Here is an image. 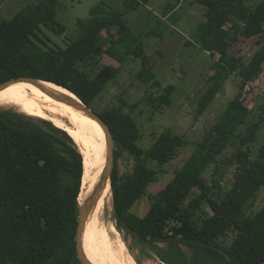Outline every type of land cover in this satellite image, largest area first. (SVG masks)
Returning a JSON list of instances; mask_svg holds the SVG:
<instances>
[{"label": "trees", "instance_id": "1", "mask_svg": "<svg viewBox=\"0 0 264 264\" xmlns=\"http://www.w3.org/2000/svg\"><path fill=\"white\" fill-rule=\"evenodd\" d=\"M150 2L125 0L124 5L126 11L138 10ZM193 2L203 7L205 17L196 28L195 42L211 55L214 51L219 54L212 60L198 117L234 72L242 78L241 92L261 77L264 0ZM59 3L34 0L0 20V80L20 76L48 80L72 90L95 108L96 99L119 70L102 65L103 54H107L121 65L128 56L139 58L143 80L160 86L141 35L131 30L124 12L114 11L105 1L91 9L88 19L78 20L79 34L66 47L48 45L42 34L49 38L46 31L54 35L66 31L57 18ZM175 9L168 4L164 17L174 16ZM254 36H258V49L249 59L243 52L233 51L243 37ZM73 71L83 75L81 81L71 76ZM10 86H0V91ZM48 89L54 90L35 83L9 94ZM174 90L168 85L155 97L154 113L172 104ZM35 98L75 109L50 95ZM244 101L239 93L228 102L221 117L193 143L194 151L172 179L149 196L152 202L144 216L133 213V205L147 195L160 168L187 141L166 130L144 150L138 144L141 130L131 116L137 103L122 101L129 112L99 111L113 132L117 157L126 151L134 160L131 172L121 175L115 165L111 175L116 226L134 238L147 256H156L165 264H264V206L253 215L246 213L264 188V144L253 149L264 121V106L260 119L252 121V110ZM229 148L233 151L224 155ZM225 166H234L228 181L223 180ZM83 174V154L68 131L49 120L0 107V264H81L75 225ZM87 246L95 264L99 257L104 261L89 231Z\"/></svg>", "mask_w": 264, "mask_h": 264}, {"label": "rangeland", "instance_id": "2", "mask_svg": "<svg viewBox=\"0 0 264 264\" xmlns=\"http://www.w3.org/2000/svg\"><path fill=\"white\" fill-rule=\"evenodd\" d=\"M102 1H105L114 11L124 12V17L131 30L141 35L145 42V52L150 58L152 70L160 86L152 85L153 81L143 80L142 61L139 58L128 56L121 65L109 55L103 54L102 65L111 64L119 67V70L116 77L107 84L96 99L95 109L99 112L115 108L129 112V106H123L122 101L131 105L137 103V108L131 116L141 130L138 144L144 150L149 149L156 138L166 130H171L187 141L185 146L179 148L176 157L160 168L157 178L148 187L147 195L133 205L132 212L144 216L152 202L149 196L159 192L172 179L175 171L194 151L193 143L200 141L205 132L221 117L230 100L238 97L240 93L244 97L245 106L252 110V121L260 119L259 114L264 106V70L261 77L246 84L242 92L240 91L242 78L234 72L226 81L224 90L217 94L204 113L197 117L201 94L208 85L207 77L212 73V60L217 59L219 54L214 51L211 55L195 42L196 28L200 22L205 20V17L203 7L193 0H151L148 5L138 10L127 11L124 5L125 0H60L57 18L65 24L66 31L62 35H54L46 31L49 38L43 34L42 37L50 46L66 47L67 43L79 34L78 20L88 19L91 9ZM33 2L34 0H0V20L12 17L17 11ZM168 4L176 6V13L164 19V9ZM104 35L107 36V32L104 31ZM257 40L258 36L243 37V40L234 45L233 51L243 52L249 59L258 49ZM71 76L78 81L83 78L78 71H73ZM168 85L175 87L172 95L173 102L170 106H163L161 110L154 113L152 101L162 94L164 87ZM0 107L23 113L15 105H0ZM261 144H264V121L253 149L257 150ZM232 151L233 148H229L224 155ZM115 165L121 175L129 173L133 169V157L124 151L121 156L117 157ZM225 167L223 180L228 181L234 166ZM210 173L211 171L208 175ZM109 191L101 219L110 234L114 250L120 252L122 242L126 245L123 257H133L134 264H165L156 256H147L134 238L118 229L110 182ZM262 206H264V188L250 202L246 213L253 215ZM112 226L118 232L113 231ZM88 231L94 238L91 226ZM96 264L105 263L99 257Z\"/></svg>", "mask_w": 264, "mask_h": 264}, {"label": "bare ground", "instance_id": "3", "mask_svg": "<svg viewBox=\"0 0 264 264\" xmlns=\"http://www.w3.org/2000/svg\"><path fill=\"white\" fill-rule=\"evenodd\" d=\"M35 83L48 85L56 91L50 89L30 90L9 94L18 88ZM47 91L73 95L56 84L30 79L0 91V105H15L21 112L29 116L49 120L70 133L84 157L83 196L99 174L107 167L108 145L106 136L100 125L78 106L71 104L75 110L62 102L35 98V96L50 95ZM109 192V183H107L99 189L86 206L81 226V241L85 258L89 264H95L90 258L87 246V234L91 226L94 238L97 240L104 255L105 264H134L133 257H123V251L126 246L124 243H120V252L114 250L110 234L102 222V210ZM112 230L118 232L113 226Z\"/></svg>", "mask_w": 264, "mask_h": 264}, {"label": "water", "instance_id": "4", "mask_svg": "<svg viewBox=\"0 0 264 264\" xmlns=\"http://www.w3.org/2000/svg\"><path fill=\"white\" fill-rule=\"evenodd\" d=\"M21 78H31V77H8L0 80V86L3 85H13V84H18L20 83ZM35 79L41 82H49L52 84H56L58 86H61L62 88L68 90L71 92L73 95L65 94V93H56V92H50L47 91L50 96H53L54 98L58 100H62L65 102H68L70 104H74L78 106L81 110L86 112L89 116H91L103 129L104 134L106 136L107 140V145H108V155H107V167L104 171H102L99 176L96 178V180L92 183L90 186L89 190L82 196V189L81 188V193L79 195V206H78V212H77V219H76V225H75V245H76V251H77V258L80 261L81 264H89L87 259L85 258L83 248H82V241H81V226H82V221H83V216L84 212L86 209V206L90 199L99 191V189L107 184L111 183V175L114 170L116 160H117V153H116V148H115V140H114V135L113 132L107 123V121L103 118V116L92 106H90L88 103H86L82 98H80L75 92L72 90L48 81L44 80L41 78H31ZM83 185V184H82ZM1 186V183H0Z\"/></svg>", "mask_w": 264, "mask_h": 264}, {"label": "crops", "instance_id": "5", "mask_svg": "<svg viewBox=\"0 0 264 264\" xmlns=\"http://www.w3.org/2000/svg\"><path fill=\"white\" fill-rule=\"evenodd\" d=\"M176 10V9H175ZM169 15L165 16L164 19H167Z\"/></svg>", "mask_w": 264, "mask_h": 264}]
</instances>
